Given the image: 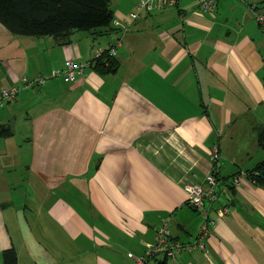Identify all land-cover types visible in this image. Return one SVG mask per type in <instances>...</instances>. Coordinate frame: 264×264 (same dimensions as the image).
<instances>
[{
  "label": "crops",
  "instance_id": "crops-1",
  "mask_svg": "<svg viewBox=\"0 0 264 264\" xmlns=\"http://www.w3.org/2000/svg\"><path fill=\"white\" fill-rule=\"evenodd\" d=\"M109 1L117 29L75 31L66 45L0 24V88L67 59L88 63L120 40L116 72L51 77L0 107L11 131L0 134V264L6 249L17 264H148L166 218L174 240L198 238L203 215L185 186L204 184L213 146L221 182L264 159V28L250 9L177 0L122 31L138 0ZM251 1L264 13V0ZM220 185L228 213L204 249L180 250L172 264H264V185L245 180L231 194ZM218 203L206 205L209 218Z\"/></svg>",
  "mask_w": 264,
  "mask_h": 264
},
{
  "label": "trees",
  "instance_id": "trees-1",
  "mask_svg": "<svg viewBox=\"0 0 264 264\" xmlns=\"http://www.w3.org/2000/svg\"><path fill=\"white\" fill-rule=\"evenodd\" d=\"M239 1L244 3L248 9V4H253L251 0H247L246 2ZM257 7L259 6L257 5ZM252 15L254 18L253 12ZM112 21L113 10L109 0H0V24L11 34L36 38L51 37L60 45L69 44L71 42V35L78 30L89 32L93 36V39L96 36L113 33L117 27L112 26ZM112 46L114 44L99 52L98 56H95L88 62L89 67L100 75L114 73L118 68V60L115 54L112 55L109 50ZM40 77L44 78L42 83L36 82L37 78L29 79L22 77L31 81L30 85L25 88L40 86L48 78H51L50 74ZM21 79L18 84L19 86L22 85ZM256 132L257 143L260 148L264 149V128H257ZM0 134L3 136L11 134L10 127L0 125ZM262 169H264V159L256 163L251 169L245 170V177L256 186L264 185V180L258 176V173ZM238 174L239 172L225 179L221 178V180L223 179L222 182L218 178V173L216 177L225 186L227 192L231 194L234 193L235 187L231 185L229 180ZM151 258L154 264H168L166 257L157 258L156 256H151L148 259ZM1 260L2 264H17L15 250H4L1 253Z\"/></svg>",
  "mask_w": 264,
  "mask_h": 264
},
{
  "label": "built area",
  "instance_id": "built-area-1",
  "mask_svg": "<svg viewBox=\"0 0 264 264\" xmlns=\"http://www.w3.org/2000/svg\"><path fill=\"white\" fill-rule=\"evenodd\" d=\"M199 5L201 10L211 11L213 10L217 2L216 0H195ZM246 2L247 0H241ZM177 0H138L136 9L134 12L129 13V15L123 20V23L115 22L116 25L120 24V29L126 31L132 22L137 19L142 11H156L163 9L168 6L175 5ZM249 9L253 12L255 20L258 24L264 28V14L259 12L256 5L250 3L248 4ZM120 44V40L115 41L114 46L109 50L112 55L115 54L116 46ZM99 52L95 54L98 56ZM89 67L88 63L76 62L70 59H67L64 63L63 69L59 71H52L50 77L60 76L68 82H74L78 74ZM44 81L43 77L36 79V82L42 83ZM22 85H15L10 88H0V106L4 102L13 99L21 87H27L30 85L31 81L26 78L21 79ZM210 171L204 177V184H191L185 186V191L187 193V204L193 209L200 210L201 214L204 217V222L201 224L198 238L194 243L182 244L178 241L170 238V232L168 230L167 224H163L156 233H155V242L153 245L149 246L147 252L148 256L160 255L166 257L167 260H174L180 250L191 251L195 248L204 249V243L202 238L210 235L211 229L216 226L217 222L228 213V207L222 204H219V192H220V182L217 180L216 174L220 168V152L218 147L215 145L211 148L210 151ZM245 180H248L245 177L244 172H239L238 175L229 180L231 185L234 187L240 186ZM216 204L213 207V212L215 216L209 218L208 210L206 207L211 204ZM131 256V255H130ZM136 264H145V259L143 257L135 258Z\"/></svg>",
  "mask_w": 264,
  "mask_h": 264
},
{
  "label": "rangeland",
  "instance_id": "rangeland-1",
  "mask_svg": "<svg viewBox=\"0 0 264 264\" xmlns=\"http://www.w3.org/2000/svg\"><path fill=\"white\" fill-rule=\"evenodd\" d=\"M254 5H256V7H257V4H255V3H253ZM257 9L260 11V8L259 7H257ZM261 12V11H260ZM262 13V12H261ZM264 14V13H263ZM256 21V20H255ZM257 22V21H256ZM258 23V22H257ZM78 31H82V30H78ZM256 145H257V142H256ZM257 147H258V145H257ZM262 150H264V149H261V151ZM221 161V160H220ZM188 185H191V184H188ZM201 217V216H200ZM203 217V216H202ZM168 219L166 218L165 220H164V224H167V226H168ZM203 222H204V217H203ZM203 224V223H202ZM199 229H200V227H199ZM168 230H169V228H168ZM169 232H170V230H169ZM170 238H172L171 237V235H170ZM173 239V238H172ZM156 256V255H155ZM159 258H161V256L159 255ZM168 261V264H172V261L171 260H167ZM148 264H153L152 263V260L151 261H149V263Z\"/></svg>",
  "mask_w": 264,
  "mask_h": 264
},
{
  "label": "water",
  "instance_id": "water-1",
  "mask_svg": "<svg viewBox=\"0 0 264 264\" xmlns=\"http://www.w3.org/2000/svg\"><path fill=\"white\" fill-rule=\"evenodd\" d=\"M258 176L264 180V169H262L259 173Z\"/></svg>",
  "mask_w": 264,
  "mask_h": 264
}]
</instances>
